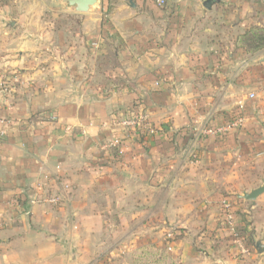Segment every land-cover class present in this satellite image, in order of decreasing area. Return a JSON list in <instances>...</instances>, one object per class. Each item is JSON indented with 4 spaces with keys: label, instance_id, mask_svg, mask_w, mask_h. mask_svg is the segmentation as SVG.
Listing matches in <instances>:
<instances>
[{
    "label": "crops",
    "instance_id": "obj_1",
    "mask_svg": "<svg viewBox=\"0 0 264 264\" xmlns=\"http://www.w3.org/2000/svg\"><path fill=\"white\" fill-rule=\"evenodd\" d=\"M205 2L100 0L68 27V72L25 54L35 38L0 52L23 78L0 86V264H264V196L238 197L264 178V0ZM240 105L242 129L203 134ZM132 111L155 133L122 130Z\"/></svg>",
    "mask_w": 264,
    "mask_h": 264
},
{
    "label": "rangeland",
    "instance_id": "obj_2",
    "mask_svg": "<svg viewBox=\"0 0 264 264\" xmlns=\"http://www.w3.org/2000/svg\"><path fill=\"white\" fill-rule=\"evenodd\" d=\"M95 8H99L98 5H95L89 12H76L70 10L68 8V3L64 0H0V12L1 10L4 12V14L0 13V20H3V24L0 26V48L3 44H6L7 47L6 50L4 47L0 49V52H2V54L16 52L15 49L17 50V48L15 44L18 38H22L23 41L26 42H32L33 38H35L41 44L36 43L34 46L31 44L24 45L25 49H23V51L26 52L25 54L37 53L36 57L41 59V65H49V63L55 62L60 64L61 68L68 72V27H73V29L71 28L73 33L81 32L80 23L86 18V15H78L77 13H90ZM108 13L109 10L104 12V14L101 13V16ZM32 47L33 49H31ZM96 47L95 44L90 46L91 50L88 51L89 56L95 55L90 56L93 60L89 63L90 67L87 66L91 70L94 69L95 72L101 65L100 53L98 54L93 50ZM86 50L87 49H85V52ZM82 52H84V50ZM109 52L110 50L105 51L103 54L108 55ZM98 75L100 74L95 73L94 77ZM92 81H95V78L92 79ZM10 82L21 86L23 84V78L19 73L13 75L12 78L6 75L0 77V86L2 88L7 86ZM253 164L255 166L256 162L254 161ZM259 166H261V164H259ZM252 176L254 177L252 178ZM259 177L260 174H256V172L248 175V189H251V187L255 188L256 185L259 186L262 184L264 178L259 180ZM242 187L243 185H241L240 188ZM235 191L238 190L235 189ZM263 196L264 193L259 198ZM225 199L232 202L234 199L237 200L238 197ZM225 228H227V226H225ZM237 230L241 235L238 225Z\"/></svg>",
    "mask_w": 264,
    "mask_h": 264
},
{
    "label": "built area",
    "instance_id": "obj_3",
    "mask_svg": "<svg viewBox=\"0 0 264 264\" xmlns=\"http://www.w3.org/2000/svg\"><path fill=\"white\" fill-rule=\"evenodd\" d=\"M161 4H164V1H161ZM256 97L255 93H250L249 98L254 99ZM237 111L234 116H231L228 120V123L216 127H206L203 130L204 135H214L222 134L232 129L240 130L245 126L246 116L244 115V108L242 105L236 108ZM5 119L0 117V135L6 133L5 127H2V124L5 123ZM118 125L122 130L126 132L136 131L140 133L150 132L155 133V128L150 125L149 116L143 112L132 111L129 115L124 116L119 120ZM103 146L106 148H114L119 154L122 153V137L114 136L111 140L105 142ZM57 197L49 198L51 202H57ZM35 202V200H34ZM223 208V219L224 224L227 226L229 232L237 239L240 240V234L237 230V221L235 212L233 209V203L228 199H224L221 202Z\"/></svg>",
    "mask_w": 264,
    "mask_h": 264
},
{
    "label": "water",
    "instance_id": "obj_4",
    "mask_svg": "<svg viewBox=\"0 0 264 264\" xmlns=\"http://www.w3.org/2000/svg\"><path fill=\"white\" fill-rule=\"evenodd\" d=\"M68 3V8L76 12H89L95 5L100 3V0H64ZM215 0H206L204 6L208 9L212 7ZM264 193V179L262 184L251 189L250 191H243L238 194V197L246 201H255ZM259 251H264L262 243L256 244Z\"/></svg>",
    "mask_w": 264,
    "mask_h": 264
},
{
    "label": "trees",
    "instance_id": "obj_5",
    "mask_svg": "<svg viewBox=\"0 0 264 264\" xmlns=\"http://www.w3.org/2000/svg\"><path fill=\"white\" fill-rule=\"evenodd\" d=\"M236 111H237V109H234L233 112L230 114V116H234V114L236 113Z\"/></svg>",
    "mask_w": 264,
    "mask_h": 264
}]
</instances>
